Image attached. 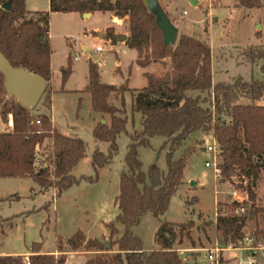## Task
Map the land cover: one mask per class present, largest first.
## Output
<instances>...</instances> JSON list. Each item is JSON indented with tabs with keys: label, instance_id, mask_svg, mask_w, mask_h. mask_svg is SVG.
I'll use <instances>...</instances> for the list:
<instances>
[{
	"label": "trees",
	"instance_id": "trees-1",
	"mask_svg": "<svg viewBox=\"0 0 264 264\" xmlns=\"http://www.w3.org/2000/svg\"><path fill=\"white\" fill-rule=\"evenodd\" d=\"M9 1L10 10H2L1 6ZM235 1L238 7L246 10L264 6L263 0ZM96 12L126 19L128 36L125 45L137 52L139 67L168 61V70L164 77L144 73L146 86L132 90L131 112L140 114L141 122L140 129L129 135L131 143L124 158L126 171L120 175L119 193L114 203L118 210L115 222L124 228L122 236L115 238L117 229L114 223H109L106 224L110 239L108 250L100 241L86 240L80 232L66 244L71 252L96 253L84 264H202L190 261L193 252L186 253L184 260L180 259L175 248L186 240L192 245L191 249H196L191 236L195 223L176 224L163 219L171 198L184 183V169L194 149L188 148L176 160H173V154L193 135L211 134L219 148L217 169L221 182L232 184L236 178L238 190L243 191L251 202L248 213L264 220V208L253 204L254 188L264 170V106L239 104L241 99L252 103L260 100L264 95V79L245 81L239 77L233 82L213 84L209 46L193 37L180 35L173 47L164 48L162 35L143 0H50L49 11L35 13L26 10L25 0H0V54L13 68L26 70L49 83L52 77L50 15L83 16ZM116 38L113 29L107 28L105 39L116 43ZM241 56L251 64L261 61L260 70L264 75V47L250 46ZM60 72L63 86L71 74L70 57ZM84 92L90 96L92 111L101 117H109V124L99 122L93 129L94 138L108 144L107 155L98 151L93 154L92 165L97 170L110 163L117 151L116 139L126 133L124 94L130 90L125 85L117 88L100 83L98 68L90 63ZM189 92H197V96H189ZM49 94L42 99L46 107H49ZM112 95H119L120 109L110 105ZM7 97L4 78L0 74V121L7 125L8 117L12 118V129L0 132V179L28 178L42 191L51 189L60 195L76 183L71 173L85 157V144L57 132L49 116L34 115L32 110ZM154 137L164 138V147H169L166 174L155 165L144 173L137 157L138 148H149V141ZM45 141L50 142L49 154L44 167L37 168L36 151ZM238 206L236 202L230 203L232 210ZM148 213L158 220L159 227L154 235L157 249L145 252L142 241L131 230ZM246 215L224 216L217 212L215 228L222 237L221 247L243 242ZM253 239L256 243H264V226L254 231ZM39 246L38 243L32 246L29 264H65L61 245L57 247L59 256L38 254ZM114 246L115 251L112 250ZM24 258L0 256V264H24Z\"/></svg>",
	"mask_w": 264,
	"mask_h": 264
},
{
	"label": "rangeland",
	"instance_id": "rangeland-1",
	"mask_svg": "<svg viewBox=\"0 0 264 264\" xmlns=\"http://www.w3.org/2000/svg\"><path fill=\"white\" fill-rule=\"evenodd\" d=\"M157 1L167 14L163 3ZM196 1L198 4L192 6L189 0H171V11L167 16L175 28L179 27L178 36L193 37L209 46L213 81L233 82L239 77L245 81L263 80L261 61L248 63L243 60L241 54L250 46L264 47V6L257 10H246L238 7L235 0ZM173 19L176 24H173ZM108 27H113L118 38L128 36L127 21L116 20L114 24L107 13H93L89 20H82L78 15L65 14H55L51 19L49 34L55 52L53 85L55 90H59L60 67L65 68L70 57L71 74L63 85L69 93L55 94L51 108L42 109V99L45 94L50 93V84L46 83L38 105L31 109L32 114L41 112L49 116L57 132L82 140L86 146V154L72 170L71 175L76 183L58 196L56 191L51 189L42 191L28 178L0 179V256L33 253L32 246L36 243L40 244L38 254L52 255L61 245L66 258L65 264H80L84 258L89 259L94 255H89L84 250L71 252L66 243L75 233L80 232L86 239L97 240L103 244L110 241L106 224L114 223L117 229L115 238H120L124 232L123 226L115 222L118 210L114 203L119 193L120 175L126 171L124 158L127 146L131 143L129 135L140 129V114L131 112L134 97L132 90L142 89L146 80L143 77L144 71L135 63V50L98 37L101 32L97 31ZM91 31H94V34ZM105 31L102 34L105 35ZM82 47L86 48L87 52H83ZM97 47H101L102 51L94 53ZM70 48L73 52H69ZM66 51L68 53L65 62ZM90 63L97 66L100 83L117 88L125 85L130 90L124 94L126 133L116 139L117 151L110 163L97 170L92 165L93 154L98 151L107 155L108 144L97 141L93 136V129L99 122L109 124V117L96 116L91 109L90 97L84 92ZM149 66L146 72L156 77H164L168 70V61L151 63ZM188 95L195 97L197 92H189ZM7 98L14 99L9 96ZM44 100L46 102V98ZM109 103L118 109L121 108L119 95H112ZM239 104L264 106V95L253 103L241 99ZM165 142L162 137H154L149 141V148H138L137 157L144 173H147L151 165H155L160 172L166 174L169 147H164ZM212 142L211 134L197 133L174 152L173 160H176L188 148L194 149V153L188 157L183 173V181L186 183H183L171 198L163 217L168 223H195L191 236L194 247L198 250L191 251L192 245L186 240L175 248L180 254L194 252L190 261L195 260L202 264H210L205 255L222 244V237L215 228L217 212L232 215L231 193L238 191L236 178H233L232 184L223 183L214 168L204 167V162L210 159L204 156L203 151ZM49 148L50 142L45 141L37 149V168L46 164ZM190 181L195 185L190 186ZM254 191V207L264 208V170ZM263 226L262 218H254L247 213L243 230L245 237L253 238L254 231ZM158 227V220L148 213L132 228L133 235L142 241L145 252L157 249L154 235ZM252 246L259 249L255 259L259 264H264V243L253 241ZM112 250L115 251L116 247ZM247 256V253L227 251L219 253L218 260L221 259L219 264H237L238 258L245 260Z\"/></svg>",
	"mask_w": 264,
	"mask_h": 264
},
{
	"label": "water",
	"instance_id": "water-1",
	"mask_svg": "<svg viewBox=\"0 0 264 264\" xmlns=\"http://www.w3.org/2000/svg\"><path fill=\"white\" fill-rule=\"evenodd\" d=\"M189 3L192 6L197 5L196 0H189ZM10 4V1L7 2L1 6V9L9 11ZM143 4L148 13L154 17L155 26L162 35L163 47H173L178 38V30L172 25L158 1L143 0ZM83 17H88V14ZM126 40V36L116 38V42L119 43H125ZM0 74L4 78V89L7 96L14 98L21 106L30 110L38 105L45 91V82L40 77L20 68H13L2 54H0ZM194 185V182H190V186ZM103 246L106 250L109 249L108 242H103ZM185 258V253L180 254V259Z\"/></svg>",
	"mask_w": 264,
	"mask_h": 264
},
{
	"label": "built area",
	"instance_id": "built-area-1",
	"mask_svg": "<svg viewBox=\"0 0 264 264\" xmlns=\"http://www.w3.org/2000/svg\"><path fill=\"white\" fill-rule=\"evenodd\" d=\"M101 51L102 48L97 47L94 50V53H98ZM75 59L76 57L74 56V60ZM203 154L207 159H210L204 162V167L205 168L212 167L214 168V171L219 174V170L217 169V165L219 162V148L214 140L211 145L205 147ZM231 195L233 196L231 203L236 202L239 205L237 208H235V210H232V213L236 216L246 215L251 206V202L248 200L247 195L243 191H239V190L233 191ZM222 215L225 216V214ZM253 241H254L253 238L245 237L243 242L238 243L237 245L228 244L225 247L216 246L215 248L207 252V254L205 255V259L210 264H219L218 262L219 253L226 251H238L240 253H247L248 256L245 260L238 258L236 262L237 264H259L255 259L256 258L255 255L257 254V251L259 249L252 246ZM24 264H29L28 257L24 258Z\"/></svg>",
	"mask_w": 264,
	"mask_h": 264
},
{
	"label": "crops",
	"instance_id": "crops-1",
	"mask_svg": "<svg viewBox=\"0 0 264 264\" xmlns=\"http://www.w3.org/2000/svg\"><path fill=\"white\" fill-rule=\"evenodd\" d=\"M160 2H162L163 3V6H164V10H165V12L167 13V14H170V11H171V0H160ZM198 4V3H197ZM237 4V3H236ZM25 8H26V10L27 11H29V12H32V13H35V12H46V11H49V8H50V0H25ZM108 14V13H107ZM55 14H51V17H50V22H49V24L51 25V19H52V17L54 16ZM68 15H77V14H68ZM110 15V17H111V20H112V22L115 24V21L116 20H119L120 21V19H117V18H114L111 14H109ZM79 17H80V19H82V20H89V19H91L92 18V16H93V14H89L88 15V17H83V16H80V15H78ZM172 19V18H171ZM121 20H126V19H121ZM177 22H176V20L175 19H173V24H176ZM51 27V26H50ZM108 28H113V27H108ZM51 29V28H50ZM107 28H103L101 31H97V32H101V33H98V37L100 38V39H104L105 38V35L104 34H102V32L104 31V30H106ZM176 29L177 30H179V27H176ZM91 33L92 34H94V31H91ZM50 34H49V39H50ZM116 43H119V42H116ZM120 44H122L125 48H127L126 47V45H125V43H120ZM50 45H51V49H52V55H51V58H50V69H51V74H52V77H51V80H50V82L48 83V84H50V94H49V107H46L43 103H41V108L43 109V108H51V105H52V98H53V96L55 95V94H61V95H67L68 93H69V91L68 90H65L64 89V86H62V85H60V88H59V90H55L54 89V85H53V82H54V55H55V52L53 51V48H52V44H51V39H50ZM82 50H83V52H87V49L86 48H84V47H82ZM69 52H73V49L72 48H70V50H69ZM67 53H68V51H66V53H65V62H66V55H67ZM135 53H136V58H135V63H136V61H137V58H138V55H137V52L135 51ZM137 65V64H136ZM138 66V65H137ZM149 65L147 66V67H145V68H142V70L144 71L143 72V74L144 73H146V71H147V69H149ZM61 68H63V67H60V70H61ZM144 77V76H143ZM69 78V77H68ZM69 80V79H68ZM67 83V82H66ZM212 83L213 84H215L216 82L215 81H213V74H212ZM45 84H46V82H45ZM145 86H146V84H145ZM144 86V87H145ZM143 87V88H144ZM90 97V96H89ZM38 114H43V113H41V112H37ZM96 116H100V115H98V114H96ZM104 122V121H103ZM51 123H52V121H51ZM105 123V122H104ZM52 126H53V123H52ZM53 128H55V127H53ZM12 129V118H11V116H9L8 117V124L7 125H4V124H2V122H0V132H3V131H5V130H7V131H10ZM56 129V128H55ZM184 183H186L185 181H183ZM190 182H192V181H190ZM189 182V183H190ZM86 240H88V239H86ZM200 249V248H199ZM198 250V248H196V249H191V251H194V252H196ZM193 252V253H194ZM227 252V251H226ZM87 254H89V255H95L96 253L95 252H86ZM225 253V252H224ZM59 253L57 252V250H56V252H54L53 253V255H55V256H57ZM32 255V253H30V252H27V253H24V254H21V255H13V256H23V257H29V256H31ZM87 261V259H83V261L80 263V264H84L85 262ZM199 262V261H198Z\"/></svg>",
	"mask_w": 264,
	"mask_h": 264
}]
</instances>
